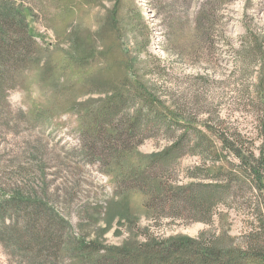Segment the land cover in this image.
<instances>
[{
    "label": "rangeland",
    "instance_id": "1",
    "mask_svg": "<svg viewBox=\"0 0 264 264\" xmlns=\"http://www.w3.org/2000/svg\"><path fill=\"white\" fill-rule=\"evenodd\" d=\"M17 3L31 10L30 30L44 53L1 112L0 125L9 127H0V194L18 184L69 222L64 264L78 263L82 244L91 259L98 255L92 249L135 250L151 238L244 233L256 208L250 209L249 187L230 175L234 166L225 163L229 176L219 179L238 187L212 225L159 218L146 208L144 195L124 192L102 165L91 163L75 103L99 102L121 82L143 85L168 116L185 121L149 134L136 153L154 156L185 138L183 156L159 175L182 186L192 182L186 176L193 172L194 181L207 183L205 162L237 163L221 135L256 155L264 142V0ZM134 104L131 111L139 106ZM90 245L97 247L86 252ZM12 253L0 245V264H35Z\"/></svg>",
    "mask_w": 264,
    "mask_h": 264
},
{
    "label": "trees",
    "instance_id": "2",
    "mask_svg": "<svg viewBox=\"0 0 264 264\" xmlns=\"http://www.w3.org/2000/svg\"><path fill=\"white\" fill-rule=\"evenodd\" d=\"M28 11L31 10L17 0H0V119L2 110L9 105V93L20 88L29 71L39 67L44 53L31 33ZM117 85L116 89L101 93L107 96L99 102L75 103L83 122V149L92 164L102 165L104 175L124 192L144 195L145 206L154 216L185 218L210 225L220 206L229 207L227 203L232 197L228 194L238 187L237 183L232 185L229 180L219 179L229 174L226 173L228 166H234L236 169L230 175L249 187L253 197L250 209L256 208L255 217L237 237L228 232L210 235L206 231L197 239L158 241L151 238L135 250H93L97 246L90 245L86 252L91 248L98 254L91 259L83 255L82 244L80 251L77 250L80 255L76 256V264H264V142L256 155L221 135L220 142L229 149L226 150L236 164L227 158L212 160L208 166L205 162L203 170L210 179L207 183L194 181L198 177L193 172L186 176L192 180L187 185L163 182L159 174L183 156L185 138L154 156L136 153V149L149 134L172 126L182 127L185 120L168 116L166 109L143 85L131 82ZM134 102L139 106L131 111L130 104ZM1 126L8 128L9 124ZM200 147L202 144L197 145ZM19 186L6 196L0 194V245L8 252L12 250L21 261L64 264L63 249L71 238L69 222L42 199L25 195Z\"/></svg>",
    "mask_w": 264,
    "mask_h": 264
}]
</instances>
